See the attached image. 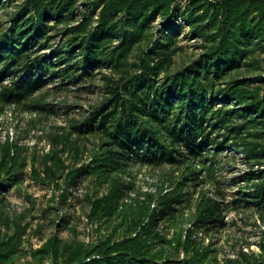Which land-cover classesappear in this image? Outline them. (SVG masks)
<instances>
[{
    "label": "rangeland",
    "instance_id": "obj_1",
    "mask_svg": "<svg viewBox=\"0 0 264 264\" xmlns=\"http://www.w3.org/2000/svg\"><path fill=\"white\" fill-rule=\"evenodd\" d=\"M161 1L0 0V264H142L119 250L146 224L147 260L186 257L190 229L209 264H264V0ZM182 77L205 95L203 156H137L121 125H183L188 101L155 113Z\"/></svg>",
    "mask_w": 264,
    "mask_h": 264
},
{
    "label": "trees",
    "instance_id": "obj_2",
    "mask_svg": "<svg viewBox=\"0 0 264 264\" xmlns=\"http://www.w3.org/2000/svg\"><path fill=\"white\" fill-rule=\"evenodd\" d=\"M161 2L164 5L163 8H166V4H168L169 0H162ZM36 12L38 14L37 25H39L41 22L40 20L43 18V16L47 15V13L46 11H39V9H36ZM226 14H229L227 9ZM95 39L92 37V39L89 41V39L84 38L82 39L81 43L83 45H86L87 43L88 45H94L93 42ZM3 43L9 45V41L7 43V40H3ZM86 48L87 50L90 49L88 46ZM96 55L97 54L95 52L88 53L86 62H95L97 59ZM194 88L195 82L190 77H182L180 81L174 86L172 93L164 95L165 97H162L161 100L157 102L158 109L155 111V113L159 115V112H161L166 120L172 115L175 106L174 102L176 100H182L184 103L186 101L189 102L188 115H186L184 119L185 123L183 125L165 129V139H162L161 131H158L156 128H151L149 131L144 129V131H142L138 130L137 127L128 122H125L123 125H121L119 133L121 132V134L124 136L125 142L130 143L132 147L136 148L135 150L137 156H140V151H143L144 149L148 159L158 162L159 164H169L172 166L178 165L180 167L183 166L187 160L190 162L198 159V157L203 156V150L209 144V139H211L212 134L206 135V129L204 128L206 119H204V117H202L198 111L200 105L205 99V95H200L201 99L198 101V90H194ZM29 90L33 91L36 89L31 86ZM250 100H252L250 107L255 109L258 114L262 112L261 117L264 118V99L260 101L259 97H252ZM203 106L205 107L204 103L202 104V107ZM259 108L260 110L262 108V111H259ZM159 123H163L162 119H159ZM200 138H203L201 143H199ZM234 148L239 150V147L234 146ZM257 148V155L262 158L261 160H264V143L258 142ZM182 150L187 151H184L183 153ZM247 152L249 153V151ZM262 162L264 161L258 162L257 165H262ZM216 206L218 207L219 204L212 203L209 199H205L203 203H200L198 206V211L195 215L193 226L199 229L210 228L213 221H211V219L208 220L205 216L211 215L212 217L216 210ZM217 209H220V207ZM147 227V224L144 225V227L141 229L142 231L137 233L134 237H130L124 241L120 245L119 253L129 258H135L137 261L143 260L142 264H159L145 259L146 256L144 253L146 252L147 254L148 249L154 245L152 243L153 239H150L147 242V239H149L150 235L143 233ZM148 243L150 244L148 245ZM178 246H181V249L183 250L186 257L179 260H165V262L160 264H209L208 260L211 253L210 246L196 244V242L193 240L190 229L186 231V236L179 240ZM93 252L94 251H92L90 254H93ZM103 253L104 249L102 250L101 254Z\"/></svg>",
    "mask_w": 264,
    "mask_h": 264
}]
</instances>
